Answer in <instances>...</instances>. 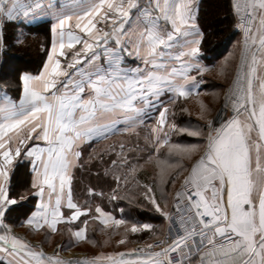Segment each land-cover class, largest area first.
<instances>
[{
    "label": "snow or ice",
    "instance_id": "6c2138e0",
    "mask_svg": "<svg viewBox=\"0 0 264 264\" xmlns=\"http://www.w3.org/2000/svg\"><path fill=\"white\" fill-rule=\"evenodd\" d=\"M229 10L240 39L212 65L199 0H67L56 9L0 0V23L52 20L40 71L20 74L18 101L4 94L0 103V264H264V0H229ZM214 68L231 82L214 115L197 100L193 122L184 105ZM118 133L127 141L98 147ZM22 164L30 181L17 192ZM85 165L97 184L81 201ZM119 201L159 214L166 230L123 208L118 218ZM22 203L30 207L19 213ZM90 222L108 237L102 244ZM58 232L68 244L46 251ZM81 243L99 251L61 255Z\"/></svg>",
    "mask_w": 264,
    "mask_h": 264
},
{
    "label": "trees",
    "instance_id": "16d2710c",
    "mask_svg": "<svg viewBox=\"0 0 264 264\" xmlns=\"http://www.w3.org/2000/svg\"><path fill=\"white\" fill-rule=\"evenodd\" d=\"M229 0H206L204 2V7L201 9L200 15V24L203 26L206 33L207 39L204 42L203 49L209 51V46L214 43L216 47H225L232 46L234 39L237 37L238 40L240 36L237 31L233 29V20L231 13L229 11L228 5ZM50 24L48 22H41L39 24H25L15 21H6L0 23V28H3V47L0 49V91L4 90L10 95L11 98L17 99L19 96V77L22 73L37 74L42 67L43 60L45 59V47L49 46L50 43V33H49ZM24 35L20 37L21 43H16L17 37L20 33ZM235 44V43H234ZM219 48V49H220ZM225 48V49H226ZM209 54V53H208ZM9 59L20 60L14 68V72L11 74L6 72L5 66L8 64ZM24 61V62H23ZM10 63V62H9ZM225 84L212 82L211 84L206 83L205 88L201 89V92L208 91H219L221 92V98L223 90H225ZM211 86L216 88L209 90ZM208 90V91H207ZM220 98V102H221ZM197 103L196 97L189 98L187 103L184 105L189 108L193 113L190 119L193 122L197 121V116L195 115L196 107L193 106L194 103ZM210 103V102H208ZM210 106V104H208ZM189 117L185 116L178 118L183 122ZM128 135L125 133H118L115 136H110L106 140L99 142L98 147H102L108 144H112L117 141H127ZM143 139V132L141 133V140ZM87 157H85L86 159ZM149 174L152 172L151 166H146ZM89 165H85V168L78 171L76 175V190L78 198L83 201L87 196V188L90 186H95L97 184L96 171L93 168L91 173L88 171ZM179 180V179H178ZM17 184V183H16ZM18 185V184H17ZM172 186H170L171 190ZM99 202L97 200L93 201L95 204ZM105 205L108 210L113 209V205H108L105 201ZM124 209L125 214H131L141 220H146L150 216L152 217L150 222L157 225V231H163V222L164 220L159 217V214L148 213L146 210L141 209L136 206H129L126 201L115 202V215L119 218L121 215L120 209ZM88 233L93 238L102 242L101 232L96 229L95 225L91 222L88 227ZM116 237V236H113ZM119 237V236H118ZM52 243H57L62 239L60 234L52 235ZM108 238V237H107ZM143 242L150 243L151 241L148 237H144ZM141 242V243H143ZM137 243H129L128 246H132ZM87 250V249H86ZM90 252L89 250H87Z\"/></svg>",
    "mask_w": 264,
    "mask_h": 264
},
{
    "label": "crops",
    "instance_id": "0c3cea01",
    "mask_svg": "<svg viewBox=\"0 0 264 264\" xmlns=\"http://www.w3.org/2000/svg\"><path fill=\"white\" fill-rule=\"evenodd\" d=\"M205 1L206 0H199L200 15H201V9L204 7V2ZM42 2L43 3H47V8L48 9H56V8H59V7L63 6L65 3H67V0H42ZM83 2H86V0H83ZM228 8H229V6H228ZM9 21L22 22V23H25V24H34V25L35 24H39L41 22H45V21L50 22V24L52 22V20H51V18L49 16H47V15H39V14L36 15L35 17H33V18H30V19H15V18H12ZM199 23H200V21H199ZM200 26L204 30V28H203V26L201 24H200ZM233 27H234V23H233ZM233 29H235V27ZM237 41H238V38L236 37L234 39V41H233L232 46H227V48H226V46L225 47H222V48H220L219 46L216 47L214 45V43H212L208 47L209 48V51H206V53H205V55L207 57V60L210 61L212 65L218 64L219 61L222 60L224 56L228 55V53L230 51H233L234 46L236 45ZM203 48H205L204 45H203ZM236 56L237 57L239 56L238 49H236ZM204 78H205V82L208 83V84H211L212 82L222 83V84H225L224 86L226 88L228 86V84L231 82L232 75L229 74L227 76V78L221 77V76H219L217 74V71L214 68L211 72L205 73L204 74ZM215 88H216L215 86H211V88H209V90H213ZM211 92H213V91H208V92H203V93L201 92V95L199 97H196V100L203 99L206 104L208 102H210L208 104H210L209 108L211 109L212 114H213L218 109L220 100H214L213 97L210 94ZM4 94H7L10 97V95L8 93H6V92H4V91L1 90L0 91V103H3L2 97H3ZM192 98H195V96L192 97ZM18 99H19V96H18L17 99H14V100H17L18 101ZM194 105L196 107V111H198V109H199L198 103L195 102L193 104V106ZM29 171H30V166L27 165V164H22L19 167V169L17 171V174L14 177V181L18 184V187L16 188V191L17 192H23L24 186H27V182L30 181ZM29 207H30V204H28V203H22V205L17 209V212L23 213V212L27 211V209ZM15 231L17 233H20L21 235L26 236L27 239H29V240H31L33 242H37L38 243V242H40V241L43 240V234L42 233L41 234H37V233H34V232H30L27 229L26 225L25 226H20V225L16 226ZM56 234H60V233L58 232ZM101 235L103 236V233H101ZM101 240H103V238ZM68 241H69V237L65 233L62 236V239L59 242L52 243L53 241L51 239V242L50 243L44 244V248H45L46 251L51 252L52 251V248H53V246L55 244L63 243L65 245H67L68 244ZM85 245L88 246L89 244L88 243H81V244H78V245H73L70 248L66 247L65 250L61 252V255L64 258H71L74 253L76 254L77 257L83 256L84 254H87V255L94 254V253L88 252L86 250V248L84 247Z\"/></svg>",
    "mask_w": 264,
    "mask_h": 264
},
{
    "label": "rangeland",
    "instance_id": "374dc122",
    "mask_svg": "<svg viewBox=\"0 0 264 264\" xmlns=\"http://www.w3.org/2000/svg\"><path fill=\"white\" fill-rule=\"evenodd\" d=\"M9 21V20H8ZM45 22H47V21H45ZM22 23V22H21ZM49 24H50V22H48ZM10 62V63H9ZM9 62H8V64H6V66H5V70H6V72H8V73H12V72H14V68L13 67H15L16 65H17V63L18 62H22L21 61V59L20 60H17V62H16V59H15V61L14 60H11V59H9ZM24 62V61H23ZM19 64V63H18ZM10 65H12V66H10ZM41 69V68H40ZM40 71V70H39ZM227 88V87H226ZM225 88V89H226ZM2 91H4V90H2ZM224 91V90H223ZM5 92V91H4ZM221 102H222V98H221ZM221 102L219 103V107L218 108H220L221 107ZM215 113H213V115H214ZM183 179V176H181L180 178H179V180L177 181V184L176 185H174V186H172V188H178V186H179V184H180V181ZM164 228H165V221L163 222V231H164ZM52 239V238H51ZM105 239H107V236H104V238H103V240H102V242H101V244L103 243V241L105 240ZM116 239H119V237L118 236H116V237H112V240L113 241H115ZM142 245V243H137V244H134V245H132V246H130V248L131 247H135V245ZM87 250H89L91 253H96L97 251H99V249H97V248H95V247H93L91 244H89L88 246H84ZM129 247V246H128ZM104 250L105 251H108V250H111L110 249V247L109 246H104Z\"/></svg>",
    "mask_w": 264,
    "mask_h": 264
},
{
    "label": "built area",
    "instance_id": "2783aa9c",
    "mask_svg": "<svg viewBox=\"0 0 264 264\" xmlns=\"http://www.w3.org/2000/svg\"><path fill=\"white\" fill-rule=\"evenodd\" d=\"M235 30L237 31V33H238V35L240 36V33H239V31L235 28ZM179 187V186H178ZM166 227H167V225H166V222H165V228H164V231L166 230ZM188 244L190 245L191 244V240H189L188 241ZM139 246H142V245H135V247H139Z\"/></svg>",
    "mask_w": 264,
    "mask_h": 264
}]
</instances>
